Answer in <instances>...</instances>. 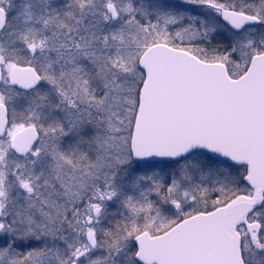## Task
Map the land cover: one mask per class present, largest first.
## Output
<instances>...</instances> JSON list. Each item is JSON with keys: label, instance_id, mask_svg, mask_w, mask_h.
I'll list each match as a JSON object with an SVG mask.
<instances>
[{"label": "snow or ice", "instance_id": "6c2138e0", "mask_svg": "<svg viewBox=\"0 0 264 264\" xmlns=\"http://www.w3.org/2000/svg\"><path fill=\"white\" fill-rule=\"evenodd\" d=\"M0 264H264V0H0Z\"/></svg>", "mask_w": 264, "mask_h": 264}]
</instances>
